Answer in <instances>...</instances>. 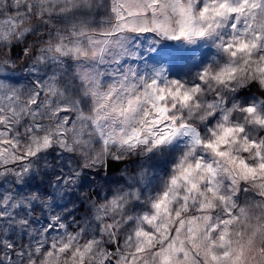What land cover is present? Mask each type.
Masks as SVG:
<instances>
[{
	"label": "snow or ice",
	"instance_id": "snow-or-ice-1",
	"mask_svg": "<svg viewBox=\"0 0 264 264\" xmlns=\"http://www.w3.org/2000/svg\"><path fill=\"white\" fill-rule=\"evenodd\" d=\"M9 178L0 264H264V0H0Z\"/></svg>",
	"mask_w": 264,
	"mask_h": 264
},
{
	"label": "rangeland",
	"instance_id": "rangeland-1",
	"mask_svg": "<svg viewBox=\"0 0 264 264\" xmlns=\"http://www.w3.org/2000/svg\"><path fill=\"white\" fill-rule=\"evenodd\" d=\"M23 63H24L23 60L18 61L15 71L9 72L7 74L9 76H12L14 79H19L23 82H26L27 70L22 69ZM116 163L121 164L120 171L112 174L108 171L106 167L104 170L100 172L99 175H96L95 173H89L87 178L82 181L81 185L76 190L80 191V188H82L83 191L86 193L91 192L93 199L96 198L95 193L97 191H100L101 197H103V195L107 192V189L109 187L115 188L118 185V183L127 179V175L125 171L126 168L128 170H131V168L136 166L131 161L116 162ZM142 163H145V164L151 163L154 167L158 168L162 164V161H152V162L142 161ZM0 185H2L0 186V193L4 192L6 189L11 190L13 187H16V188L21 187L19 185H15L13 183L12 178H9L7 183H5L3 180H0ZM46 186H47V181H45L44 184L41 185L42 188ZM101 189H103V191H101ZM28 190H29L28 188L23 189L24 192H27ZM48 190L51 191V189H48ZM58 203L63 204L64 201L61 200V201H58ZM84 207H87V202H85ZM83 211H84V208H81L80 211L77 213V215L78 216L82 215ZM43 222H46V215L41 218V223ZM70 222L71 220H69V223ZM34 227H39V225H34ZM10 236L14 241H16L17 245L28 242V237L26 235L22 237H17L10 233Z\"/></svg>",
	"mask_w": 264,
	"mask_h": 264
},
{
	"label": "trees",
	"instance_id": "trees-1",
	"mask_svg": "<svg viewBox=\"0 0 264 264\" xmlns=\"http://www.w3.org/2000/svg\"><path fill=\"white\" fill-rule=\"evenodd\" d=\"M108 171L110 173H116L118 171H120L121 169V164L119 163H116V162H112L108 167H107Z\"/></svg>",
	"mask_w": 264,
	"mask_h": 264
}]
</instances>
